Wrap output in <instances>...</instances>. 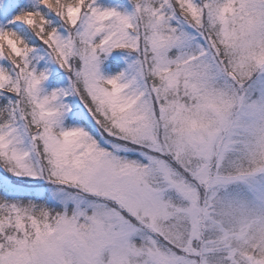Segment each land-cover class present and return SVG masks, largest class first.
<instances>
[{"label": "snow or ice", "instance_id": "obj_1", "mask_svg": "<svg viewBox=\"0 0 264 264\" xmlns=\"http://www.w3.org/2000/svg\"><path fill=\"white\" fill-rule=\"evenodd\" d=\"M221 81L264 92V0H0V264H264V194L197 248L160 226Z\"/></svg>", "mask_w": 264, "mask_h": 264}, {"label": "rangeland", "instance_id": "obj_2", "mask_svg": "<svg viewBox=\"0 0 264 264\" xmlns=\"http://www.w3.org/2000/svg\"><path fill=\"white\" fill-rule=\"evenodd\" d=\"M258 72L255 64L246 66L242 82ZM185 103L188 110L172 134V143L188 171L170 176L166 185L155 183L165 189V202L174 213L161 222V228L176 243L197 248L194 232L203 228V235L209 236L213 219H220L221 213L225 218L239 214L264 194V92L221 81L196 99L185 98ZM199 184L203 190L206 187L208 204L203 205ZM173 224L178 228L169 231ZM173 251L185 255L179 248Z\"/></svg>", "mask_w": 264, "mask_h": 264}, {"label": "trees", "instance_id": "obj_3", "mask_svg": "<svg viewBox=\"0 0 264 264\" xmlns=\"http://www.w3.org/2000/svg\"><path fill=\"white\" fill-rule=\"evenodd\" d=\"M201 192H202V194H203V193H204V190H201ZM201 231H202L201 233L203 234V228H202V230H201Z\"/></svg>", "mask_w": 264, "mask_h": 264}]
</instances>
